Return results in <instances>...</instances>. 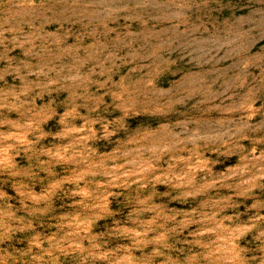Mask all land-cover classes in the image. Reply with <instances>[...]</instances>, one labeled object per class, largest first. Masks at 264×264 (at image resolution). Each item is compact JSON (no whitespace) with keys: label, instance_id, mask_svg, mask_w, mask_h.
Wrapping results in <instances>:
<instances>
[{"label":"rangeland","instance_id":"374dc122","mask_svg":"<svg viewBox=\"0 0 264 264\" xmlns=\"http://www.w3.org/2000/svg\"><path fill=\"white\" fill-rule=\"evenodd\" d=\"M0 264H264V0H0Z\"/></svg>","mask_w":264,"mask_h":264}]
</instances>
